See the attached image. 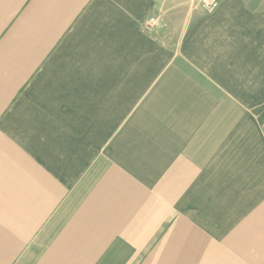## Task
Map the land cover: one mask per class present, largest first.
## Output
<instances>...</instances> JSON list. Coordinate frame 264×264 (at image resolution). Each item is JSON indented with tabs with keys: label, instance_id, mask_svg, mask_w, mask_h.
Listing matches in <instances>:
<instances>
[{
	"label": "crops",
	"instance_id": "obj_1",
	"mask_svg": "<svg viewBox=\"0 0 264 264\" xmlns=\"http://www.w3.org/2000/svg\"><path fill=\"white\" fill-rule=\"evenodd\" d=\"M253 1L0 0V264H264Z\"/></svg>",
	"mask_w": 264,
	"mask_h": 264
},
{
	"label": "built area",
	"instance_id": "obj_2",
	"mask_svg": "<svg viewBox=\"0 0 264 264\" xmlns=\"http://www.w3.org/2000/svg\"><path fill=\"white\" fill-rule=\"evenodd\" d=\"M198 4L203 11L212 12L218 7L219 0H198ZM155 24H156V19L150 17L147 21V26L150 27Z\"/></svg>",
	"mask_w": 264,
	"mask_h": 264
},
{
	"label": "rangeland",
	"instance_id": "obj_3",
	"mask_svg": "<svg viewBox=\"0 0 264 264\" xmlns=\"http://www.w3.org/2000/svg\"><path fill=\"white\" fill-rule=\"evenodd\" d=\"M256 0H254L253 2H255ZM253 9H259L258 7H253ZM180 10H186L185 8H180ZM210 13V12H208Z\"/></svg>",
	"mask_w": 264,
	"mask_h": 264
}]
</instances>
